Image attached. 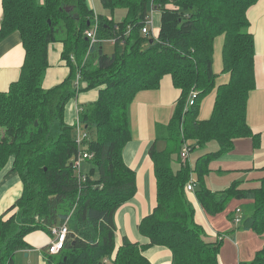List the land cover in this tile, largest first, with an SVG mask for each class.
I'll return each mask as SVG.
<instances>
[{
  "label": "trees",
  "instance_id": "16d2710c",
  "mask_svg": "<svg viewBox=\"0 0 264 264\" xmlns=\"http://www.w3.org/2000/svg\"><path fill=\"white\" fill-rule=\"evenodd\" d=\"M100 1L111 14L117 9L126 14L116 21L98 13L97 36L104 41L91 45L85 32L93 27L96 12L88 0H2L0 38L20 33L26 54L20 80L8 91L0 90V170L11 162L25 193L0 214V264H14V254L29 246L26 235L31 230L53 233L63 225L68 227L64 247L56 255L44 249L47 264H151L144 254L148 246L168 247L172 264H221L224 237L208 239L195 220L187 185L195 184V173L198 200L211 215L231 198L249 200L252 206L243 228L264 238V167L252 187L234 182L212 192L205 184L210 162L232 151L234 140L252 137L255 146L260 143L261 133L247 121V108L257 84L248 11L261 0ZM155 10L161 25L158 36L151 38V32L142 29ZM106 39L115 40L112 54L103 48ZM216 40H221L223 73L228 77L216 87L211 116L199 118L201 104L216 83ZM53 42L64 44L62 56L71 73L61 84L45 89ZM166 75L180 97L162 133L167 147L159 151L154 143L149 151L158 203L139 225L149 243L125 237L117 247L115 212L137 191L136 173L122 160L131 140L129 108L139 91L158 88ZM94 88L100 89L99 98L80 112L87 137L79 147L74 127L64 120L65 105L77 93ZM192 90L197 92L195 102L187 107ZM187 140L193 141L187 145L188 156L181 157L175 171L173 153L178 154ZM210 142L218 148L200 156L192 168L189 154ZM83 153L90 156L84 159L87 168L78 170ZM241 264H264V245L253 262Z\"/></svg>",
  "mask_w": 264,
  "mask_h": 264
},
{
  "label": "crops",
  "instance_id": "0c3cea01",
  "mask_svg": "<svg viewBox=\"0 0 264 264\" xmlns=\"http://www.w3.org/2000/svg\"><path fill=\"white\" fill-rule=\"evenodd\" d=\"M104 10L106 9L104 8ZM107 12L108 14H105ZM118 12L119 11L116 10L114 14H111L108 10L105 13H101L109 18L111 16L116 21H119L116 19ZM124 12L125 13L123 15L125 16L126 10ZM248 17L251 22L250 31L255 38L257 84L256 88L248 97L247 121L255 133H261L260 143L258 146H255L254 139L252 137L238 138L234 140L235 142L232 152L230 151L222 158L211 161L209 164L210 171L214 170L215 172L222 174H225V172H233L235 169L245 170V173L237 176L238 178H241V180L239 179V187L255 186L259 182V179L263 176L262 167H264V0L259 1V3L249 9ZM2 19L3 7L2 0H0V29ZM120 20H122V18ZM158 34H155V37H157ZM63 50L64 44L62 42H53L49 45V68L47 69L45 79L43 80V87L45 89H52L61 84L71 73V67L68 61L62 56ZM25 54L26 50L20 33L13 32L3 39L0 38L1 91H8L14 82L20 80ZM71 59L74 61V56H71ZM99 90V88H94L77 93V95L71 98L67 105H65L64 120L67 124L73 126L74 130H76V125L79 122L81 110L85 105L91 104L99 98ZM179 97L180 90L174 86L171 76L166 75L158 88H147L146 90L139 91L134 97V100L131 102L129 108L131 140L123 148L122 160H124V162L136 173L137 191L131 200L122 204L115 212L114 222L117 228V230H115L117 247L123 245L125 237L131 242L138 243L140 245L149 243V238L141 234L139 230V225L142 219L150 213H153V210L158 203V180L155 171V164L149 151L154 143L159 151L167 147V142L162 139V133L164 134L167 126L171 122L175 112L177 103L176 100H178ZM161 142L163 144L160 146ZM217 148L218 145L216 143L210 151H214ZM210 151L204 150L203 154ZM203 154H200L197 157L199 158ZM176 155L179 154L176 153ZM181 159L182 158L179 156V166L173 165L172 161L171 165L173 170L177 171L180 169ZM225 159L231 161V163L220 165L219 163ZM212 162H215V165L218 166L216 168L210 167ZM85 163V160L81 162L82 170L85 169ZM249 168L251 170H259L258 174H254L251 171L246 170ZM13 176L17 177L11 181L10 178ZM0 182V214H3L23 196L25 193V184L21 175L12 171L11 162L0 170ZM234 182L235 181L232 183ZM205 184L207 183L205 182ZM206 186L212 192L222 191L229 187L211 188L208 184ZM194 189L187 190V196L189 201L195 207V220L205 229L208 239L216 241L221 235H228L231 238L227 241H225L226 238L223 239L222 247L225 244L224 247L231 248L233 252L229 253L226 249L225 251L224 249L222 251L221 247L222 252L220 251L219 255L220 263L241 264L243 261H246L247 252H245L244 249L241 250L237 244L238 239L242 242L244 235L241 233L236 235V231L227 233L222 232L221 229L223 227L226 228L223 220H220L218 223L211 220L210 216L213 215L206 212L202 203L198 200L197 192H195ZM238 201H247L249 202L250 207L241 209L240 222L237 223L235 221L238 213L237 210L235 215L233 214V216H230V220H234L237 225L239 224L240 229L251 232V230L244 229L242 223L249 213L248 210L251 208L252 204L249 200ZM44 231L48 232V230ZM48 234L49 238L46 247H43L46 249V252H48L47 245L53 238V233L48 232ZM260 238V240L263 239L264 244V238ZM40 250L43 253L42 262L43 264H47L46 258L44 257V250ZM144 254L146 258L149 259L151 264H172L173 253L168 247L148 246L145 248Z\"/></svg>",
  "mask_w": 264,
  "mask_h": 264
},
{
  "label": "rangeland",
  "instance_id": "374dc122",
  "mask_svg": "<svg viewBox=\"0 0 264 264\" xmlns=\"http://www.w3.org/2000/svg\"><path fill=\"white\" fill-rule=\"evenodd\" d=\"M88 2H89V4H91L90 6H92L94 11L96 12V14H95L96 16H97V13H101V12L105 13L106 11H108V10H104L100 0H88ZM117 11H119V12L116 16V19L120 20L121 18H123V16H124L123 14L125 13L124 12L125 10L117 9ZM105 14H108V12ZM152 17L154 20V25L152 27H150V29L152 30L151 35H150L151 38L155 37V34L159 33L160 25H161V14L159 11L155 10L152 13ZM217 39H219V37ZM219 42H221V40H216V52H215L216 56L214 57V65H213L214 72L217 75L215 87H213V89L204 98V100L201 104L199 118H205V117L211 116L210 113H212V110H211L212 109V101H213L212 99L214 98L213 95L215 94L216 87L218 86V84H220L221 82H223L224 80L227 79V74L223 73V64L221 62V57H220L221 56V53H220L221 43H219ZM113 45H114L113 42L111 43V42L106 41L103 45L104 46L103 48L107 53L112 54L113 51L115 50V47ZM84 63H86V62H84ZM224 76H226V77H224ZM83 130H85V129H83ZM75 133H76V130H75ZM244 138H246V137H244ZM192 142H191V140L185 141V143L183 144V146L181 148V151L180 150L178 151V154L180 152V157H181L182 152L186 148H188L187 145L192 143ZM162 144L163 143L161 142L160 146ZM215 144H216L215 142H210L205 147L197 148L196 150L191 152L189 154V159H188L191 167L194 168L195 163H196V159L198 158L197 156H199L200 154H203L204 150L210 151L212 149V147L215 146ZM169 148L171 150L173 149V147H171L170 145H169ZM176 153L177 152L173 153L174 155H173L172 161H173V165L179 166V162H178L179 155H176ZM228 163H231V161H228L225 159L224 161H221L219 164L225 165ZM217 166L218 165H215V162H212L210 165V167H212V168L213 167L216 168ZM82 168H83V166H82ZM86 168H87V164L85 163V169ZM246 170L251 171L254 174H258V171H259V170H251L250 168L246 169ZM244 171L245 170H243V169H238V170L235 169V171H233V172H225V174H222V173H218V172H215L214 170H212V171L207 172V174L205 176V182L211 188H215V187L223 188V187H228V186L230 187L233 184L232 183L233 181L240 182L241 178H238L237 176H240L242 173H245ZM192 176H193V181L195 182L194 191L196 192L200 187L198 184V180H197L198 176L195 173ZM15 177H17V176L11 177L10 178L11 181H13L15 179ZM242 183H244V182H242ZM0 187H1V182H0ZM246 207L247 208L250 207L249 202L238 201L235 198H231L228 201L226 207L222 211L216 213L213 216H210V218L215 223L216 222L218 223V222H220V220H223L224 226L226 228L223 227L221 229L222 232L227 233V232H231V231L232 232L236 231V235L238 233H241L244 235L242 238L243 239L242 242L239 241V239H238L237 244L241 250L244 249V251L247 252L246 261H243V262H253L257 256L258 251L264 245L263 239L260 240L261 239L260 237H263V235L261 233L255 231V230H251V232L244 231V230L240 229V225L239 224L237 225V223H235L234 220L233 221L230 220V216L231 215L233 216V214L235 215L237 212L236 210L238 208L243 209ZM214 218H215V220H214ZM223 237H224V239L226 238L225 241L231 239L228 235L223 236ZM48 238H49L48 232H46L42 229L31 230L26 235V240H27V243L29 244V246L27 247V249L17 251L14 254V257H13L14 258L13 259L14 264H43V262H42L43 261V253L40 249L44 250L43 247L44 246L46 247ZM224 246H225V244L222 247V251H223V249H224V251L226 249V251H228L229 253L233 252V250H231V248H229V247L225 248Z\"/></svg>",
  "mask_w": 264,
  "mask_h": 264
},
{
  "label": "built area",
  "instance_id": "2783aa9c",
  "mask_svg": "<svg viewBox=\"0 0 264 264\" xmlns=\"http://www.w3.org/2000/svg\"><path fill=\"white\" fill-rule=\"evenodd\" d=\"M146 22L145 25L142 29V32L144 34H149L150 32H152V30L150 29V27L153 26L154 24V20L152 17V13L150 15H148L146 17ZM97 29H98V18L96 16L95 18V23L93 24V27H91L90 29H88L85 34L87 35V37H89L91 39V45H94L95 43L99 42V41H104L103 39H100L97 36ZM106 41H110L115 43L114 39H106ZM197 92L192 90L190 92L189 98H188V103H187V107H190L192 105H194L195 102V98H196ZM76 139H77V143L79 144V147L83 141V139H85V137H87V133L83 130V128L80 125V121L78 122V124L76 125ZM188 156V148H186L182 154L181 157L182 158H187ZM90 157L88 154L83 153V157L80 159V161H78V163L76 164V166L79 167L78 170L81 169V162L85 159ZM194 189V185L193 182L188 183L187 185V190H192ZM238 213L237 216L235 218V221L238 223L241 221V209H237ZM53 238L50 241V243L47 245V251L50 254H58L60 253V251L63 249L64 247V243L68 234V227L66 225H63L59 228H54L53 229Z\"/></svg>",
  "mask_w": 264,
  "mask_h": 264
},
{
  "label": "water",
  "instance_id": "95a60500",
  "mask_svg": "<svg viewBox=\"0 0 264 264\" xmlns=\"http://www.w3.org/2000/svg\"><path fill=\"white\" fill-rule=\"evenodd\" d=\"M120 48H122V47H120Z\"/></svg>",
  "mask_w": 264,
  "mask_h": 264
}]
</instances>
